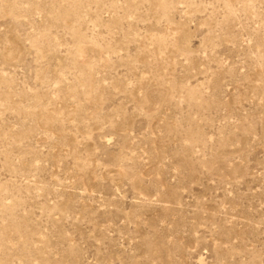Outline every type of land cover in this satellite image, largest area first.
Here are the masks:
<instances>
[{"label": "rangeland", "instance_id": "1", "mask_svg": "<svg viewBox=\"0 0 264 264\" xmlns=\"http://www.w3.org/2000/svg\"><path fill=\"white\" fill-rule=\"evenodd\" d=\"M0 264H264V0H0Z\"/></svg>", "mask_w": 264, "mask_h": 264}]
</instances>
